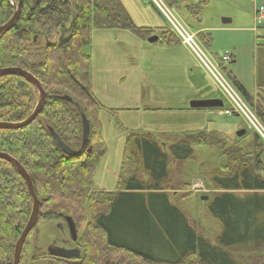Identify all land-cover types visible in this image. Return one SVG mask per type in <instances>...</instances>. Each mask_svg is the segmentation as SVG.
Wrapping results in <instances>:
<instances>
[{"label": "trees", "instance_id": "obj_1", "mask_svg": "<svg viewBox=\"0 0 264 264\" xmlns=\"http://www.w3.org/2000/svg\"><path fill=\"white\" fill-rule=\"evenodd\" d=\"M164 1L171 7L176 4L175 0ZM22 3L18 23L0 40V69L21 68L31 73L42 83L47 100L30 126L0 130V152L20 162L31 177L41 202L37 226L72 220L82 259L62 264H241L231 249L264 248V141L251 131L252 140L245 146H229L226 137L200 131L176 139L167 151L151 134L126 131L116 191H94L93 177L106 151L99 113H115L94 96L92 58L83 50L91 46L94 30L130 31L144 40L155 30L134 26L120 0ZM15 10L12 0H0V27L11 20ZM54 32L60 36L55 43L49 39ZM30 35L35 44L41 37L47 41L39 63L23 47ZM162 39L174 43L168 34ZM224 72L253 108L254 99L226 69ZM21 80L0 78V122H22L34 110L38 92L30 82L20 87ZM62 95L83 107L91 125L89 144L77 156L62 152L48 131L52 127L68 147L81 149L80 115L73 105L58 98ZM256 114L264 126V110ZM198 146L217 148L226 160L207 178L213 188L206 203L208 212L221 226L217 245L197 233L185 214L171 204L168 193L172 190L170 162L187 161ZM189 187L184 184L177 190L188 191ZM32 208L26 183L9 163L0 160V264H13L15 245ZM33 231L24 244L20 264L49 259L33 254Z\"/></svg>", "mask_w": 264, "mask_h": 264}, {"label": "rangeland", "instance_id": "obj_2", "mask_svg": "<svg viewBox=\"0 0 264 264\" xmlns=\"http://www.w3.org/2000/svg\"><path fill=\"white\" fill-rule=\"evenodd\" d=\"M161 1L168 6L164 0ZM120 2L137 28L167 27L152 0ZM175 2L173 7H168L198 36L200 46L215 64L226 54L236 57L234 62L233 59L225 65L227 73L243 80L246 88L254 95L257 86L264 83V40L259 39L264 34V21L262 24L255 21V13L261 6L264 7V0ZM12 3L16 5L18 0H12ZM223 19H230L231 23L223 24ZM164 33L165 38L168 34L171 42H174L173 45L164 42L162 38L157 44H149L148 40L145 41L130 31L94 30L91 46L83 50L84 53H90L92 58L91 86L95 97L105 108L115 113H99L106 151L93 177L94 191L97 193L113 192L118 187L128 136L126 131L158 137L160 134L170 135L164 139L165 142L160 141V144H165V151L173 141L184 137L185 134L216 132L228 139L229 146L236 143L245 146L255 133L248 129L241 116H227L222 113L221 108L189 109L190 102L196 99L212 98L200 91L203 88L207 89L208 93H215V99L222 100L225 108L228 107V102L220 93L210 72L199 66V59L181 45L169 30ZM154 35L160 36L156 31L152 36ZM33 37L30 35L23 47L33 55L35 63H39L43 60L47 41L41 37L35 44ZM59 37V34L54 32L49 39L55 43ZM235 88L238 90L236 86ZM252 106L253 108H250L258 118L256 113L264 110V101L258 105L252 103ZM243 128H247L246 135L253 132L245 140L242 139L246 135L237 137V132ZM224 164L226 160L217 148L198 146L194 148L192 158L181 163L171 161L169 166L172 190L168 193L171 204L183 212L197 233L209 239L213 245H217L221 226L210 216L207 201H202L201 197H209L213 193V188L207 180L208 174ZM184 184L190 186L188 191L177 190ZM188 192L193 194L185 197ZM37 229L39 234L36 242ZM80 234L82 235L79 233V236ZM72 239L67 220L41 222L33 231L31 248L37 245L46 253L55 241L61 245L63 240L72 242ZM230 252L241 264H264V248L241 247L233 248ZM27 264L58 263L41 260L29 261Z\"/></svg>", "mask_w": 264, "mask_h": 264}, {"label": "water", "instance_id": "obj_3", "mask_svg": "<svg viewBox=\"0 0 264 264\" xmlns=\"http://www.w3.org/2000/svg\"><path fill=\"white\" fill-rule=\"evenodd\" d=\"M23 0H19L18 4H13L16 8L15 13L11 20L7 22L5 25L0 27V40L7 35L10 31L14 29L16 24L18 23L20 12L22 9V3ZM231 23L230 19H223V24H229ZM159 42V36H152L148 39V43L150 44H155ZM7 76H16L21 78L22 80L19 82V86L23 87L25 82H30L32 83L37 92H38V101L36 103V106L30 116L18 123H7V122H0V130H10V131H16L20 130L23 128H26L30 126L40 115L41 111L44 108V105L47 100V92L44 89L42 83L34 77L31 73L21 69V68H3L0 69V78L2 77H7ZM60 100L73 105L76 110L78 111V114L80 115L81 118V123H82V146L80 150H73L70 147H68L60 138V136L56 133V131L48 126V131L55 141L56 145L58 148L64 152L68 156H77L79 155L89 144V139H90V134H91V125L90 121L88 120L83 107L75 102L70 96L68 95H62L58 97ZM224 107V102L219 99H212V100H195L190 102L189 108L192 110H204V109H212V108H223ZM246 135V130H240L237 132V137L241 138ZM0 160L6 161L9 163L13 169L19 174V176L24 180L26 183L29 195L33 201V208L31 212V216L29 218V221L27 225L25 226L23 232L21 233L19 239L17 240V243L15 245V251H14V261L13 264H20L21 262V257H22V251L24 244L29 237L30 233L34 230V228L37 225L39 214H40V208H41V202L38 199L34 185L32 182V179L26 169L18 162L15 158H13L11 155L7 153H1L0 152ZM202 201H208L209 197L204 196L201 197ZM68 221V224L70 226V231L73 236V240H77V235H76V230L75 227L72 223V220L70 218H66ZM36 241L38 240V234L39 230H36ZM48 254L53 257H58L66 260L70 259H78L80 257V251L77 249H64V248H59L56 247L55 250L52 248L48 249Z\"/></svg>", "mask_w": 264, "mask_h": 264}, {"label": "built area", "instance_id": "obj_4", "mask_svg": "<svg viewBox=\"0 0 264 264\" xmlns=\"http://www.w3.org/2000/svg\"><path fill=\"white\" fill-rule=\"evenodd\" d=\"M159 1V2H158ZM152 0V3L160 12L167 24V31L178 39L191 54H194L199 59V66L206 71H209L220 93L223 94L228 102V107L223 110L227 116L238 115L246 122L248 129L253 130L264 141V127L256 117L253 109L247 104L240 92L235 88L224 72L225 65L231 62V55L226 54L219 58L215 64L198 42V36L192 33L174 14L173 10L164 5L161 0ZM255 21L257 24H262L264 21V7L261 6L255 13ZM223 114V115H224Z\"/></svg>", "mask_w": 264, "mask_h": 264}, {"label": "crops", "instance_id": "obj_5", "mask_svg": "<svg viewBox=\"0 0 264 264\" xmlns=\"http://www.w3.org/2000/svg\"><path fill=\"white\" fill-rule=\"evenodd\" d=\"M206 2H208L209 0H205ZM190 10H192V9H190ZM250 17H251V14H250ZM250 22H251V19H250ZM201 27H203V26H201ZM150 29H152V30H155L156 32H157V34H160V36H159V42H160V39L164 36V32H166L167 31V28H162V29H159V28H150ZM248 31H251V29L250 28H246ZM200 31L202 32L203 31V28L202 29H200ZM261 38H264V34H263V36L262 37H260L259 39H261ZM145 41H147V40H145ZM159 42H157V43H159ZM156 43V44H157ZM150 44V43H149ZM174 43H172V44H170V45H173ZM263 50H264V46H263ZM87 54H90V53H88L87 52ZM232 60H233V62L236 60V57L235 56H233L232 55ZM231 77L233 78V80H234V82H237L240 86H242L244 89H245V91L249 94V96L252 98V99H254L253 101H254V104L255 105H258L259 103H261L262 101H264L263 99H264V83H260L258 86H257V90H255V92H254V95H252L250 92H249V90L246 88V86L244 85V82H243V80H239L237 77H234L232 74H231ZM200 91H202L204 94H205V96H208V97H211L212 96V98H207V100L208 99H215L216 97H215V93H208L209 91L206 89L205 90V88H203V89H201ZM92 92H93V90H92ZM93 94H94V92H93ZM207 94V95H206ZM95 96V95H94ZM204 96V97H205ZM197 100V99H196ZM206 100V99H205ZM161 135L162 134H160L159 135V137L158 136H156V135H153V136H155L159 141H161V142H163L164 141V138H162L161 137ZM221 135V134H220ZM161 137V138H160ZM165 142V141H164ZM101 192H104V193H108V192H111V191H101ZM113 192H115V191H113Z\"/></svg>", "mask_w": 264, "mask_h": 264}, {"label": "flooded vegetation", "instance_id": "obj_6", "mask_svg": "<svg viewBox=\"0 0 264 264\" xmlns=\"http://www.w3.org/2000/svg\"><path fill=\"white\" fill-rule=\"evenodd\" d=\"M62 221H66V219H63ZM37 226V225H36ZM61 229L64 231L63 227L60 225ZM35 229V228H34ZM77 235V233H76ZM71 237L73 238L72 234H71ZM37 242V241H36ZM58 241H55L52 245L49 246V248H52L53 250H55L56 247H59V248H64V249H78L80 251V257L78 259H70V260H66V259H62V258H58V257H53V256H50L48 254V249L46 251V253L44 251H42L37 245L34 246L33 248V251H34V254H43L44 256H46L48 259V261H54V262H57L58 264H62L63 262H68V263H77V262H80L81 259H82V249L80 248V244H79V237L77 236V240H73L72 239V242H69L68 240H63L61 243V245H59L57 243ZM72 246H75V247H72ZM43 261H46V260H43Z\"/></svg>", "mask_w": 264, "mask_h": 264}]
</instances>
